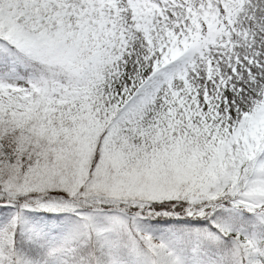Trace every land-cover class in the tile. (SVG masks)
I'll return each instance as SVG.
<instances>
[{
  "label": "snow or ice",
  "instance_id": "6c2138e0",
  "mask_svg": "<svg viewBox=\"0 0 264 264\" xmlns=\"http://www.w3.org/2000/svg\"><path fill=\"white\" fill-rule=\"evenodd\" d=\"M0 264H264V0H0Z\"/></svg>",
  "mask_w": 264,
  "mask_h": 264
}]
</instances>
